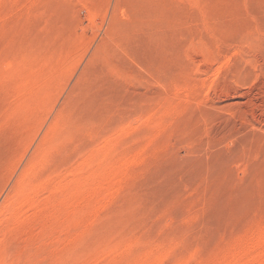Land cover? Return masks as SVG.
<instances>
[{"label": "rangeland", "instance_id": "374dc122", "mask_svg": "<svg viewBox=\"0 0 264 264\" xmlns=\"http://www.w3.org/2000/svg\"><path fill=\"white\" fill-rule=\"evenodd\" d=\"M0 264H264V0H0Z\"/></svg>", "mask_w": 264, "mask_h": 264}]
</instances>
